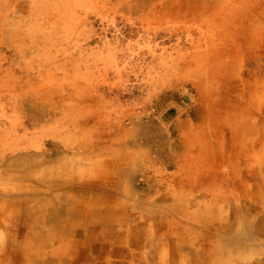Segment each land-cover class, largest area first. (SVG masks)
<instances>
[{"label": "rangeland", "instance_id": "rangeland-1", "mask_svg": "<svg viewBox=\"0 0 264 264\" xmlns=\"http://www.w3.org/2000/svg\"><path fill=\"white\" fill-rule=\"evenodd\" d=\"M249 1V13L259 10L264 23V0ZM227 28L222 18L160 20L112 0H0V264H217L204 245H193L190 230L205 219L233 223L236 210L252 227L219 234L244 244L234 252L244 259L228 264H264V200L236 197L219 214L205 213L209 196L240 195L229 180L234 167L223 164L234 165L225 105L237 99L238 109L242 79L264 75V36L242 55ZM208 53L219 63L216 96L224 95L215 105L206 88ZM257 110L263 142L264 98ZM208 114L215 127L202 131ZM191 133L200 147L190 151L204 157L185 175L179 157ZM207 135L219 138L217 152L202 145ZM259 163L262 175L264 154ZM215 179L223 182L216 194L204 188ZM68 199L98 211L96 223L110 216V231L99 228L92 239L98 226L68 214ZM176 199L187 208L169 216L156 209ZM255 199L260 206H251ZM53 209L63 210L58 226ZM68 226L76 248L62 244ZM138 227L152 230L140 246L119 239ZM161 236L176 249H159Z\"/></svg>", "mask_w": 264, "mask_h": 264}, {"label": "bare ground", "instance_id": "bare-ground-1", "mask_svg": "<svg viewBox=\"0 0 264 264\" xmlns=\"http://www.w3.org/2000/svg\"><path fill=\"white\" fill-rule=\"evenodd\" d=\"M249 0H112V3H120L121 8L132 11V12H140V11H146L149 15L153 16V18L160 19V20H181V19H192L197 21H205L207 19H214L218 20V18H222L223 20L227 21V32H231L236 36V43H235V49L240 52L242 55L245 53H250L253 49H256L259 47V40L263 38L264 36V23L261 22L259 19V15H262V13L258 11H254V14L250 11L248 5L250 3ZM159 7V8H158ZM205 10L206 16H198L199 13L203 12ZM208 11V13H207ZM235 11V12H234ZM246 11V12H245ZM261 45V44H260ZM227 51L230 49L227 47ZM205 54L204 57V64L206 65V71H207V85L206 88H210L208 90L207 94L209 95L208 98L214 100H211L209 102L213 103L215 105L216 100H221V97L224 96L222 93L220 96H216L217 89L219 88V82L217 80V74L216 70L218 69V62L217 60H214L211 55ZM240 54V58L237 60V66L235 69L238 71V66H241L243 64V57ZM258 56V55H257ZM259 58V56H258ZM261 58V57H260ZM199 62H203L202 60H199ZM251 63V62H250ZM253 65V64H252ZM253 81V82H251ZM243 85L246 87V93L243 92L242 94V101L240 102V105L238 109H235L232 107V103L235 102L237 99L230 100L227 102L228 104L225 105L226 110L232 117V119H236L237 121L241 122L240 132L236 135H234L235 141L239 142L240 151L242 154V161L245 164L244 168L238 170L239 175H241L240 184L243 188L242 193L240 196L249 198L255 196V198H261V201L264 200V174H260L259 169L256 168L257 159H254L251 156V153L253 152L254 147L256 146V143L258 144V149L260 151V155L263 156L264 154V142H261L259 138L255 141V135L258 136V121L254 119L252 113L249 112L248 107L250 108L251 112H255L257 114L258 112V104H261L263 98H264V75L259 70H257V74L253 72L250 75V79L244 80L242 79ZM247 83V84H246ZM219 93V92H218ZM243 101L246 102L245 105H243ZM210 106V105H209ZM223 106V105H222ZM221 106V107H222ZM211 107V106H210ZM220 108V107H218ZM237 108V107H236ZM223 109V108H221ZM219 109V111L221 110ZM245 110L248 115L245 114V112H241V110ZM241 112V113H240ZM219 113V112H218ZM210 117V114L207 115L206 124H209L208 129L206 131H211L212 127H215L212 124V120ZM247 117V118H243ZM257 118V116H256ZM218 127L222 128L223 126V120L221 118H218ZM244 121L248 122L247 125L244 124ZM260 129H264V120H262L260 123ZM264 135V134H263ZM219 142L218 137L212 138L210 140L209 136H205V140L203 141L202 145L206 147V144L217 146ZM260 143V144H259ZM185 152L188 149H191L193 147H198V141L195 138V135L191 133V136L185 144ZM200 147V146H199ZM207 148V147H206ZM182 159L185 160L186 153H184ZM259 155V156H260ZM255 160V162H254ZM254 163V165L252 164ZM258 164H259V158H258ZM249 165L255 166V170H251ZM248 168V169H247ZM255 183L254 187L247 186L249 183ZM66 201V207L65 209L69 210L67 213L71 214L72 216H80L82 218V215H84V219L86 221H83L86 224L92 225L94 222V219L98 217L99 213L98 211L91 209L87 204L88 203H81L78 201L77 206L74 207L75 203L72 200H65ZM260 201V202H261ZM259 200L255 199L253 201L251 206L255 205L258 207L260 206ZM74 204V205H73ZM65 205V203H64ZM64 205L62 204L63 208ZM251 209L253 207H250ZM58 209V208H56ZM53 209L52 215H53V222L55 226L59 225V216L63 213V210L60 211ZM240 215L237 213L235 215L236 224H245L248 225L250 228L252 225L247 222H240L239 221ZM211 221H205V224L211 225ZM264 225V224H263ZM76 226V225H75ZM73 226V227H75ZM39 228V225H37L36 228L33 227L32 231H37ZM264 231V228L261 230ZM71 227H66L65 230H62L61 234L63 235L62 238V244L64 246H67L71 243V247L76 248L78 246V243L74 240L71 242ZM84 241H89L88 237L85 235L82 238ZM57 257H60V253H56Z\"/></svg>", "mask_w": 264, "mask_h": 264}, {"label": "crops", "instance_id": "crops-1", "mask_svg": "<svg viewBox=\"0 0 264 264\" xmlns=\"http://www.w3.org/2000/svg\"><path fill=\"white\" fill-rule=\"evenodd\" d=\"M252 115H253L254 119H256L257 114L255 112H253ZM243 118H247V117H243ZM227 121L231 125V130L233 129V131H234L232 134V142H231L232 144H229V151L234 153V160L231 159L233 161L234 165L233 164L225 165V163H223L224 161H222V160L220 162H221V166H223V164H224L225 167L226 166L234 167L232 173L228 174L229 177H231V178H229V180L231 181L232 178H235V181L238 184L236 189L238 190V187H240V189H241L240 195H241L243 188H242L241 184L239 183L240 179H241V175H239L238 170L244 168L245 164L243 163V161L241 159V157H242V154L240 151L241 144L239 146V142L235 141V139H234V135H236L240 132V130H238V129H240V127H241V122L237 121L235 118L232 119V117L230 116L229 113L227 114ZM244 124L247 125L248 122L244 121ZM234 126L236 128H234ZM208 127H209V124L208 123L206 124V119H205L202 131L204 129L205 130L208 129ZM254 138H255V141H253V142L256 143L258 136L255 135ZM184 147L186 148V146H184ZM212 148H214L215 151L217 152L219 146H214ZM192 149H194V147L191 149H188L186 152H184V153H186L185 160L182 159V157L184 155L183 153L179 157L181 164L178 167V170L181 171V173H183L185 175L187 172H190L191 170H193L192 169L193 166L195 165L196 162H199V157L202 154V152L190 151ZM257 149H258V144L256 143V146L254 147L253 152L251 153V156L254 159H257V162H255V160H254V162L256 163V168H259L260 163L258 164V158H259L260 153H259V150H257ZM191 153H198V154L195 156V155H192ZM203 157L201 156L200 160H202ZM252 164L254 165V163H252ZM253 165L252 166L249 165L251 170H255V166H253ZM225 174L227 176L226 172L223 175H221V174L220 175L224 176ZM188 177L191 178V173L189 174ZM221 178H223V177H221ZM224 181H226V179ZM214 183L215 184H213V185L209 184L208 186H207V184H205L204 188L206 190H209L211 193H214V194H216V192H218V191L220 192L222 184H223L222 179H220V180L215 179ZM199 187H202V186H198V188ZM190 189L191 190H189V191L195 190L196 184L192 185L190 187ZM226 195L227 194L219 195V196H217V195L209 196L211 199H207L206 202L210 201V204H208L207 207L205 208V213L207 215L210 213H212L213 215L219 214L221 212V209H222L221 203H228L229 200L235 199L236 197L241 199V197H242L240 195L237 196V191L231 192V196H229V197H227ZM183 202H185V201L176 199L167 205H157L156 209L161 213V215L164 214L165 216H169L172 214L171 212L180 211V209L185 210L187 208V206H183ZM237 213L239 215H241V212L239 210H236L235 215ZM99 216H102V215H99ZM146 216L148 218L152 219V214L146 213ZM96 220H97V217L94 219L92 226H94V227L98 226V227H95V229L97 231L93 234L92 239L98 237L99 228L100 229L109 228L108 231H110L111 227L113 226L112 218H110V216H107L104 218L100 217L98 219V223L95 222ZM84 221H86V219H84ZM195 221L199 222L197 219ZM205 221H208V220L205 219ZM239 221L244 222V218H242L240 216ZM211 222H212V224L210 223L211 225L205 224V225L201 226L202 228L200 230H198L196 227L191 228L190 232H191L192 237L194 239L192 241L193 245H196L198 242L200 245H204V247H205V255L204 256L205 257L207 256L208 260L209 259H213V260L218 259L217 264L218 263L219 264H228L230 262L233 263L235 260L244 259L243 255H245V253H242L243 254L242 256L234 254V252L238 251V250L244 251L243 241H239V240L235 239V236H232V235L230 237L226 236L224 238H222L221 235H219L220 233H222L223 231H226V230L235 232L234 227L231 226V225H236L235 217H234V222L230 223V224L228 222H225L224 220H221V221H216V220L212 221L211 220ZM151 231H152L151 229H146L143 227L133 228V229H130L128 232H125V233L123 231L120 232L119 239H121L125 242L127 241L131 245L140 246V242L143 238H150L151 237V235H152ZM159 244L162 246V248L160 247L159 249H164V247L165 248L168 247L169 249L171 248L173 250L176 249V245H173L174 247L172 248V246L170 245L171 243H168V241L165 240V238L162 236H161V241L159 242ZM222 260H224V261L221 262ZM171 264H178V263L175 261L174 262L171 261ZM213 264H216V262H213Z\"/></svg>", "mask_w": 264, "mask_h": 264}]
</instances>
